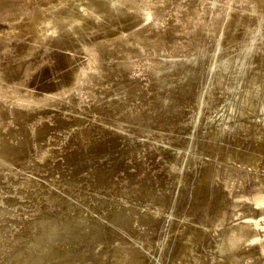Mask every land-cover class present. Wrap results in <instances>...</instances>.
Here are the masks:
<instances>
[{"label":"bare ground","instance_id":"obj_1","mask_svg":"<svg viewBox=\"0 0 264 264\" xmlns=\"http://www.w3.org/2000/svg\"><path fill=\"white\" fill-rule=\"evenodd\" d=\"M88 1L94 2L95 9L103 10L108 17L116 16L129 22L132 20L135 24L145 23L152 18V22L137 33L130 32L129 37L138 46L135 48L127 46L129 40L123 38L128 35L125 30L120 32L124 34L115 32L114 36L105 35L107 38L99 42L86 43L88 59L63 77L65 81L57 87L58 94L69 98L79 89L81 81L91 76V69L106 67L102 60L115 55L128 58L147 47L152 51L151 55L157 56L150 62V75L155 80V96L149 103L148 111L136 115L134 111H128L122 119L150 126L149 121L157 108L167 109L168 104L173 102L172 96L177 97L175 94L179 92L188 93L185 100L190 102L189 110H178L179 104L172 109L171 114L175 115L179 125H183L179 132L185 135L173 137V142L166 141L164 144L161 138L164 135L160 133L157 137L149 136L151 141L147 144L140 137H147L151 131L138 129L131 135L119 134L133 145H128L127 150L132 154L126 156L139 155L135 166L137 170L134 171L139 181L134 195L128 196L124 187L121 198L152 204L145 212L127 206L117 210L116 206L123 203L121 201L119 204L114 203L115 208L109 212L92 207V212L100 213V217L96 218L81 214V208L77 206L61 202L50 192V188L43 190L42 183L36 184L28 178L20 181L15 194L32 199V195L37 194L39 197L43 194L47 204L43 205L44 211L39 214L40 217L34 220H15L10 226L0 224V264H194L199 255L187 243L181 246L177 258L170 255L175 253L177 235L173 231L177 225L186 226L183 230L187 233L183 235L190 236L188 241L195 242L199 235L198 230L190 228L186 222L178 223L174 219L182 199L195 212L203 203L208 205L207 216L198 215L197 220H201L211 234H217L215 241L212 238L202 240V247L209 259H214L215 255L238 263L248 254L244 251L246 244L251 246L252 243H259L258 250L262 258L254 264H264V178L259 177L260 173H264V0H191L183 13L187 32L180 42L175 38L173 28L161 33L153 31L156 39H150L151 36L145 31L154 29L161 17L158 9H153L145 0ZM0 7L1 19L17 18L33 11L28 0H0ZM60 15L61 12L57 18ZM129 22L126 21L125 25L129 26ZM3 43L7 44L6 40ZM170 45L171 48L168 47ZM7 47L3 46L0 50L8 52ZM34 69L27 67L26 76L20 83L8 81L0 72V96L6 95V98L10 96L13 99L0 113V204L8 206L19 201L4 196L6 187L1 184L2 173L12 171V164L18 159L29 160L31 156L35 161L36 145L39 147L36 155L39 160L47 154L46 147L39 143V131L42 130L40 120L46 116H42L43 112L35 107L54 103L55 98L35 95L31 90L20 89L15 85H27ZM171 75L173 77L169 78ZM11 103L14 104L12 108L9 107ZM24 116L34 121L30 123L29 119L23 129L27 135V141H24L26 147L23 148L18 140V135L22 133L15 136L17 144H20L18 146L22 148L17 150L7 139L8 134L10 138L13 136L12 130L7 131V128L11 127V123L20 124L19 120ZM108 124L116 133H126L127 127L118 119ZM78 138L83 142L87 132L80 129ZM230 139L241 147L263 155L247 153L244 148L223 152L220 141L227 142ZM144 144L150 145V156L154 157L155 154L164 159L163 171L168 178L171 177L166 194L161 196H157L150 186L158 173L141 176L146 164V157L140 149ZM98 148L101 146L95 149ZM246 162L248 164L245 165L250 168L249 176L260 187L251 194L242 191V180L248 174L236 176L238 165ZM88 173L93 174L90 175L91 181L100 180L94 170ZM190 178H193V183ZM154 179L160 182L159 176ZM125 181L128 183L131 179ZM11 188L7 192L12 193ZM199 188L203 192L201 197L196 193ZM40 200L41 197L35 202L36 207ZM57 204L60 207L64 205L62 214L53 210ZM6 212L9 210L0 205V222L10 221L4 218ZM73 212L76 215L72 216ZM239 215L248 218V221L231 225L233 216ZM181 218L192 220L195 217L188 212L183 213ZM20 224L22 227L14 232L13 225ZM154 229H159L156 237L152 236Z\"/></svg>","mask_w":264,"mask_h":264},{"label":"rangeland","instance_id":"obj_2","mask_svg":"<svg viewBox=\"0 0 264 264\" xmlns=\"http://www.w3.org/2000/svg\"><path fill=\"white\" fill-rule=\"evenodd\" d=\"M145 1L153 9H158L161 17L159 24L154 29L149 28L145 31L147 35L151 36L150 39H156L153 31L161 33L173 28L177 41H183L187 32L183 13L186 5L191 0ZM28 5H32V12L22 14L17 18H0V49H3V46H8L6 48L8 52L0 50V72L8 81L20 83V80L26 76V68L34 67L35 69L28 78L27 85H15L19 86L20 89H29L35 95H48L53 99L55 98V101L54 103L51 102L52 104L48 103L47 105H37L35 107L43 112L42 116H46L40 120L42 128L39 131L41 132V141L38 140L42 147H46L45 152L47 154L45 157L40 160L36 157L39 152L37 151L39 147L36 145L34 150L36 154L35 161H33L31 156L29 160L25 158L18 159L14 161V165L12 164V171H4L2 173L1 184L6 187L4 196L11 198L13 201L18 200L19 203L10 206L4 203L0 204L2 208L9 210L4 218L10 220L0 222V224L10 226L15 220H34L40 217L39 214L44 211L43 205L45 206L47 202L44 200L45 196L43 194L39 196L41 200L36 207L35 202L39 199L37 194L32 195L34 197L32 199L14 193L18 191L20 186L18 183L24 181L25 178L32 179L36 184L42 183L43 190L50 188V192L56 195L61 202L81 208V214L84 215L90 214L99 218L100 213L92 212V207H99L102 211L107 209V212H109V210L115 208L114 203L119 204L121 201L123 203L120 206H116L117 210L127 206L144 212L147 211L152 204L141 203V205L136 201L122 200L121 198L124 187L128 191V196L130 194L134 195L133 191H135L139 181V178L134 174V171L137 170L135 166L139 155L136 153V156H126V154H132L127 149L131 146L133 147V145H131L132 142L129 143L123 140L124 136L119 134L131 135L133 131L135 132L138 129L151 131L147 137H140V140L142 142L145 140L147 144L151 141V137H157L156 135L160 133L164 135L161 136L164 144L167 143L166 141L173 142V137L184 136L185 134L181 131L179 132L180 127L183 125H179L180 122H177L175 115L173 114L172 116L171 114L172 109L179 104L178 110H189L188 105H190V102L185 100L188 93L181 94L179 92L175 94L177 97L172 96L173 102L168 104L167 109L160 110L157 108V112L154 113L149 121L150 126H145L142 122L122 119V116L128 111H134L133 114L135 115L148 111L149 103H152L155 96V80L150 75V62L157 56L151 55L152 51L147 47L146 49H141L140 52L131 54L128 58L115 55L113 58L102 60L106 67L100 66L101 68L98 70L91 69L89 71L91 76L81 81L79 89L73 92L69 98L58 94L57 87L63 83V77L75 69V66L83 65L88 59L85 50L86 43L99 42L101 39L114 36L116 33L125 30L128 35L123 38L129 40L127 46L138 47L134 40L130 38L131 36L129 37L130 32L135 31L137 33L145 29V26L152 22V18L145 23L135 24L132 20L129 22L116 16L108 17L103 10L95 9L94 2L88 0H28ZM1 11L0 7V13ZM59 12H61V15L60 18H57ZM126 21L130 23L129 26L125 25L127 24ZM120 34H124V32ZM5 40L7 44L3 43ZM168 47L171 48V45ZM172 77L173 75L169 78ZM117 88L119 89L117 90ZM5 96H0V113L7 108L8 102L13 100L9 95L7 98ZM13 106L14 104L12 103L9 105L11 108ZM17 108L22 110L20 107ZM29 119L30 123H33L34 120ZM29 119L28 116H24L19 120L20 124L14 125V123H11V127L7 128V131L8 129L12 130V138L8 134L7 139L9 143L14 145V149H22L18 146L20 144H17V140H15V136L20 133L22 134L18 135V140L23 148L26 147L24 141H27V135L23 129ZM116 119L127 127L126 133H116L115 129L110 127L108 123ZM80 129H84L87 132V138L83 142H80V138H78ZM43 138L45 139L42 140ZM205 140L210 141L209 139ZM220 143L223 144L224 148L222 149L226 153L244 148L247 153L256 156L263 155L261 152L256 153L241 147L231 139L227 140V142L220 141ZM144 145L140 149L142 154L145 155L144 157H146V164L142 170L145 174L142 173L141 176H145L146 173L151 176L154 173H158L156 176L160 177V182H157L154 179L156 176H154L150 186L157 196H161V194H166L168 181H170L171 177L168 178L163 171L165 167L164 159L155 154L154 157L150 156L152 154L150 145ZM98 146H101V148L96 150L95 148ZM240 155L243 156L244 154L240 153ZM245 164L248 163L238 165L236 176L243 177L244 174H248L247 178L242 180L244 182L242 191L251 194L257 189L259 190L260 187L258 182H255L249 176L251 174L250 168ZM92 170L96 172L94 174H98V178L100 177L98 181L93 179L95 183L91 181V174L89 175L88 173ZM6 173L7 175L9 173V175L5 176ZM200 176L197 180L200 179ZM259 177L260 179L264 178V173H260ZM127 178L129 181L131 179L128 182L129 185L126 183L128 180L125 181ZM192 179L190 178L191 181ZM9 187H12V193L7 192ZM213 187L215 188V186ZM1 191L4 192L3 189ZM115 193L117 195H114ZM196 193L199 197L203 196L201 188ZM185 203V199H182L180 210L174 219L178 223L186 222L190 228L193 227L198 230L199 235L196 236L195 242L194 240L193 242L192 240L188 241L190 236L187 234V236L183 235L187 233L183 230L186 226L177 225L175 231H173L177 235L176 248L175 253L170 254L171 257L177 258L181 253V246L187 243L199 255V259L194 264H254L256 260L262 258L258 250L259 243H252L250 244L251 246L245 245L244 251L248 252V254L238 263L229 262L227 259L215 255H213L214 259H209L202 247V240L212 238L215 241V235L217 236V234H211L210 229H207L201 220H197L198 215L204 214V217L207 216L208 205L203 203L200 209L198 208L200 211L195 212L190 210L189 204ZM238 203L241 204V202ZM64 208V205L60 207L57 204L53 210L62 214ZM188 212L194 215L196 219L186 220L181 218L183 213ZM63 215L65 216V214ZM71 215H76V212L71 213ZM231 221H233L231 225H237L246 223L248 218H244L243 215L233 216ZM21 227L22 224L13 225L12 230L17 232ZM107 227L109 228L110 226ZM113 228L116 229L115 227ZM201 229H205V231ZM154 230L152 236H155L159 231V229ZM211 235L214 236L212 237ZM134 246L137 247L138 244ZM212 252L214 251L212 250ZM262 256L264 255L262 254Z\"/></svg>","mask_w":264,"mask_h":264},{"label":"water","instance_id":"obj_3","mask_svg":"<svg viewBox=\"0 0 264 264\" xmlns=\"http://www.w3.org/2000/svg\"><path fill=\"white\" fill-rule=\"evenodd\" d=\"M46 89H48V88H46ZM36 112H37V111H36ZM36 112H35V113H36Z\"/></svg>","mask_w":264,"mask_h":264}]
</instances>
